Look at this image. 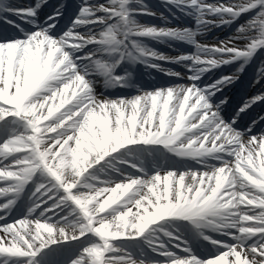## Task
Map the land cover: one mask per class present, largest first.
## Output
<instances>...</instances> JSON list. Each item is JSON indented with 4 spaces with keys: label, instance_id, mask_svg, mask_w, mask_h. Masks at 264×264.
Here are the masks:
<instances>
[{
    "label": "snow or ice",
    "instance_id": "6c2138e0",
    "mask_svg": "<svg viewBox=\"0 0 264 264\" xmlns=\"http://www.w3.org/2000/svg\"><path fill=\"white\" fill-rule=\"evenodd\" d=\"M45 3L19 8L0 2L5 23L18 29L9 17L22 18L34 29L0 36V264H264V134L235 130L211 103L231 77L204 88L188 84L132 98L97 96L94 73L123 82L109 58L116 64L137 55L150 62L167 59L137 38L191 33L139 24L136 15L152 14L143 0H81L72 25L55 34L59 9L43 22L37 19ZM180 5L231 15L260 8L249 25L259 30L258 38L244 47L231 40L204 46L201 51L210 54L192 59L205 69L264 45V0ZM85 25L93 27L78 30ZM137 143L162 145L199 167L149 174L137 163L118 161L134 171L114 168L118 177L109 179L90 171L97 165L102 171V161L116 160L113 153ZM37 174L44 182L34 180ZM30 184L31 206L15 218L13 209ZM174 218L191 223L212 252L201 254L178 233L155 235L157 222ZM139 240L152 257L137 258L128 242ZM71 242L75 251L61 255Z\"/></svg>",
    "mask_w": 264,
    "mask_h": 264
},
{
    "label": "bare ground",
    "instance_id": "6f19581e",
    "mask_svg": "<svg viewBox=\"0 0 264 264\" xmlns=\"http://www.w3.org/2000/svg\"><path fill=\"white\" fill-rule=\"evenodd\" d=\"M72 2L73 3H77V10L79 11L80 5H81V0H70V3H72ZM104 2H105V0H89V3H93V4H95V3H104ZM205 2L208 5H212V4H216V3L229 4V3L232 2V0H205ZM54 3H55V1L52 2L53 5L49 9V11H52V12L57 11V8L55 7L56 5H54ZM161 3L165 4L168 7L170 13H173L176 16V18L172 19V14H171V15H169L166 18L167 21L164 20L161 24L154 25L153 27L168 28V29L173 30V31H175L177 33H183V32L191 33L190 36H188V35H179L178 34V35H172V36L164 35V36H161V37H163L164 39H167L168 43H174V41L176 43L179 40L184 39V40H188V42H192L193 44H196V48L197 49L195 48V50L193 51V53H195V55H208V54H210L208 52H202L201 50L204 48V46H209V48H211L212 44H214V43L221 44V42H225V41L231 40L234 43V45H236L238 47H244L249 42V40L258 38L259 30L257 29L256 32H253L251 30V28L249 27V25L251 23V20L253 18H255L257 13L260 11L259 7H258V11L254 12V15L249 16L248 19L246 21H244V23L242 25L244 27H243L242 30H241V26H240L241 24H240V25H237V26H240V27H238L240 31H238V29L237 30L234 29L229 34H220L219 33L220 29H217L216 32L212 33V36H211L210 34L207 33V31L210 30V26H212V25H214V26H222V25L226 24L229 21L228 20L229 17L234 18V16H236V15H231L230 13L229 14H221V13H218V12L217 13H213V12H210V11L205 12L203 10H198L195 7H181L180 0H171V2H170V0H154L153 1V5H151V8L157 7L156 5L159 6ZM136 6L137 5L134 4V7H136ZM41 7L45 8L47 6L44 7L42 5ZM21 8H28V4H22ZM58 9H59V12L61 14L62 13L61 9L60 8H58ZM189 15H192L193 18H190ZM199 16H203V19L198 21V17ZM134 18L141 25L151 26V25L147 24L146 22H143V20H141L138 17V15H136ZM92 27H93L92 25H85V26H81L78 30L81 31V32H85L86 30H88L89 28H92ZM238 33H242L243 35H238ZM137 40H138V38H137ZM174 45L177 46L176 44H173V45H170V46L164 45L165 51H164V55L163 56L167 57V55L168 56L173 55V56L176 57L174 59L175 61L180 62L181 64H183L184 60H186V57L188 55H190V53L188 52L190 50L186 49V48H180L178 46H177V49H176L174 47ZM254 50L255 49L252 48L251 50H249L247 52L246 55L249 56L251 51H254ZM181 57H185V58L181 59ZM213 58H215L214 54H213ZM238 58H242V57H237V59ZM146 62L148 64H150V65L155 66L156 68L166 67L164 65V63H163V60H158L157 59V60H153L151 62L146 60ZM184 65L187 67V69H189L190 76L202 75V74L208 73L209 71H212V72L215 71L214 70L215 68H220V64L218 63L216 66H212V67H209V68L205 69L202 65L198 64L192 58H190V60L187 63H185ZM145 67H148V66H145ZM101 76H102L101 74H97V73H94L91 76V79L94 82L92 87H93L94 93L97 96L108 98V94L106 93V91L95 85V83H100L101 82V80H102ZM223 77H225V76H220L217 79L216 78L215 79L218 81V80H220ZM214 80H213V83H214ZM188 84H191V83H188L187 81H185L182 84H178V85H188ZM229 86H230V83L228 82V83L224 84V86L221 87L218 91L224 90V89H226ZM159 88H167V86L161 85V86H157L156 88L145 87V88L140 89V91H137L133 95H130V96H127V97H119V98H132V97H134V96H136V95H138V94H140V93H142L144 91H151L153 89H159ZM112 99H115V98H112ZM135 149H136L135 147L133 148L131 146L127 148V150L129 152H132L134 150V153L136 154V153H138V150H135ZM138 156H141V154H137V155L131 156V157H120V158H122L123 160H126V161H128V160H134L135 161V160H137L136 158ZM101 164L103 165V170L102 171H101L100 165L95 166V168L93 170H90V171H93V173L95 175H97V176H99V177H101L103 179L117 178L118 177V173L117 174H110L108 172V167L112 168V169L120 168L119 167L120 165H119L118 161L110 160V163H108V165H107L108 167L104 165V161H102ZM173 170L185 171L186 169H173ZM149 174H151V173H149ZM39 182H44V180H39ZM67 212H68V210H67ZM75 219H76V217L73 215L71 217V219L68 220V222L69 223H73L75 221ZM181 220L182 219H175L174 218V219H170V220L169 219H165V220H162L160 222H157V224L153 226V227L156 228L155 235H157V236H159L160 238L163 239L164 238L163 237V231L178 233V234L183 235V237L186 240H188V242L190 243V241L188 239V234L189 233L187 231H184L179 226L180 223H184V222H181ZM159 228H161L162 231H160ZM117 242H118L117 240L113 241V243H115V244H120L121 243V241L119 243H117ZM66 245H68V244H66Z\"/></svg>",
    "mask_w": 264,
    "mask_h": 264
}]
</instances>
